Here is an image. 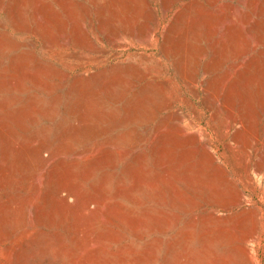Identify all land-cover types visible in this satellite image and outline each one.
<instances>
[{"label":"rangeland","instance_id":"374dc122","mask_svg":"<svg viewBox=\"0 0 264 264\" xmlns=\"http://www.w3.org/2000/svg\"><path fill=\"white\" fill-rule=\"evenodd\" d=\"M0 264H264V0H0Z\"/></svg>","mask_w":264,"mask_h":264},{"label":"bare ground","instance_id":"6f19581e","mask_svg":"<svg viewBox=\"0 0 264 264\" xmlns=\"http://www.w3.org/2000/svg\"><path fill=\"white\" fill-rule=\"evenodd\" d=\"M6 2H7V0H6ZM6 5V4H5ZM164 11V10H163ZM4 14V13H3ZM85 16V15H84ZM51 21V20H50ZM54 21V20H53ZM89 21V20H88ZM86 22V21H85ZM91 25V24H90ZM81 27H83V25L81 26ZM86 27V26H85ZM80 28V27H79ZM79 28H77V29H79ZM85 29V28H84ZM152 29V28H151ZM2 30V29H1ZM32 30V29H31ZM86 30V29H85ZM88 30V29H87ZM148 30V29H147ZM30 31V30H29ZM77 32V31H76ZM90 41H92L91 39H90ZM97 41V40H96ZM101 41V40H100ZM99 41V42H100ZM83 42V41H82ZM93 42V41H92ZM98 43V42H97ZM96 43V44H97ZM102 43V42H101ZM81 46V45H80ZM86 47V46H85ZM99 48V47H98Z\"/></svg>","mask_w":264,"mask_h":264}]
</instances>
